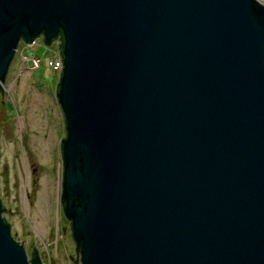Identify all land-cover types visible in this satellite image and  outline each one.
Listing matches in <instances>:
<instances>
[{
	"label": "water",
	"instance_id": "water-1",
	"mask_svg": "<svg viewBox=\"0 0 264 264\" xmlns=\"http://www.w3.org/2000/svg\"><path fill=\"white\" fill-rule=\"evenodd\" d=\"M40 33L80 264H264V3L0 0V95ZM3 209L0 264H44Z\"/></svg>",
	"mask_w": 264,
	"mask_h": 264
},
{
	"label": "rangeland",
	"instance_id": "rangeland-1",
	"mask_svg": "<svg viewBox=\"0 0 264 264\" xmlns=\"http://www.w3.org/2000/svg\"><path fill=\"white\" fill-rule=\"evenodd\" d=\"M56 54L55 41L20 39L8 65L0 95V199L28 257L34 245L44 264H80L60 200L65 121L56 97L60 72L47 65Z\"/></svg>",
	"mask_w": 264,
	"mask_h": 264
},
{
	"label": "built area",
	"instance_id": "built-area-1",
	"mask_svg": "<svg viewBox=\"0 0 264 264\" xmlns=\"http://www.w3.org/2000/svg\"><path fill=\"white\" fill-rule=\"evenodd\" d=\"M34 42H35V40H34ZM31 59H32V65L34 67H38L39 66V58L36 57L35 55H32ZM47 65L52 70H57L59 72L61 71L63 63H62L61 54L59 52V49H58V54H56V56H54L53 58H48Z\"/></svg>",
	"mask_w": 264,
	"mask_h": 264
},
{
	"label": "bare ground",
	"instance_id": "bare-ground-1",
	"mask_svg": "<svg viewBox=\"0 0 264 264\" xmlns=\"http://www.w3.org/2000/svg\"><path fill=\"white\" fill-rule=\"evenodd\" d=\"M261 2H264V0L262 1V0H260ZM59 171H60V169H59ZM60 179H62V173H60ZM64 215V214H63ZM69 220V219H68ZM70 221V220H69ZM70 235H71V223H70ZM11 234V233H10ZM12 235V234H11ZM72 236V235H71ZM13 239H14V237H12ZM15 241H16V239H14ZM20 241V240H19ZM23 245V244H22ZM76 245V244H75ZM27 257H28V255H27ZM38 257H39V255H38ZM31 258V256L30 257H28V259H30ZM71 258V257H70ZM41 259V258H40ZM42 261V260H41Z\"/></svg>",
	"mask_w": 264,
	"mask_h": 264
},
{
	"label": "flooded vegetation",
	"instance_id": "flooded-vegetation-1",
	"mask_svg": "<svg viewBox=\"0 0 264 264\" xmlns=\"http://www.w3.org/2000/svg\"><path fill=\"white\" fill-rule=\"evenodd\" d=\"M38 38H42V39H44V35H43V33L38 34V35L35 37V40L38 39ZM53 41L57 42V44H58V38H57V39H54ZM58 45H59V44H58Z\"/></svg>",
	"mask_w": 264,
	"mask_h": 264
},
{
	"label": "trees",
	"instance_id": "trees-1",
	"mask_svg": "<svg viewBox=\"0 0 264 264\" xmlns=\"http://www.w3.org/2000/svg\"><path fill=\"white\" fill-rule=\"evenodd\" d=\"M58 44L62 45V40L61 39H58Z\"/></svg>",
	"mask_w": 264,
	"mask_h": 264
}]
</instances>
